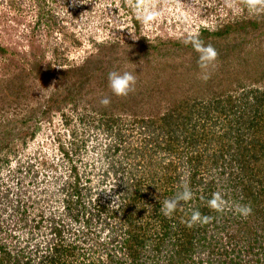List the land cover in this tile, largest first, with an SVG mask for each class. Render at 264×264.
Masks as SVG:
<instances>
[{
    "label": "rangeland",
    "instance_id": "1",
    "mask_svg": "<svg viewBox=\"0 0 264 264\" xmlns=\"http://www.w3.org/2000/svg\"><path fill=\"white\" fill-rule=\"evenodd\" d=\"M122 1L81 0L82 4L72 6V0H0V47L4 48L0 51V97L4 101V106L0 108V137L9 134L12 139L9 147L0 150V243L12 250L16 257L29 253L36 257L34 251L37 244L41 254H48L51 250L47 247L61 240L64 247L79 246L76 261L81 260L82 251L94 255L95 260L103 257L107 260V248L110 246V252H114L112 256L121 259V264L159 262L156 261L159 253H152V248L156 243L154 234L162 232L158 216L162 204L156 208L155 202L163 203L166 197L163 196L164 190L155 188V180L150 175L157 177L159 170H165L162 166L170 159H167L164 150L151 148L152 155L149 151L146 155L149 164L142 163L146 165L143 168L147 175L154 180L149 186L146 181L145 185H141L142 192H146L147 196H141L137 201L133 197L125 200L127 202L123 205L124 208L116 212V217L110 214L107 218L106 213L90 217L94 213L92 201L97 200L98 196L103 195L102 199L112 196V204L116 209H119L118 205L123 201L124 188L120 185L122 178L110 170L109 164L122 158L125 165L123 168L129 171L125 174L127 178L131 167L138 164L136 149H140L146 141L145 147H153L156 142H162L156 134L163 133L159 128L155 131L147 128L145 122L144 125L131 122L130 119L136 117V114L122 113L119 105L114 107L115 112L112 110L113 113L106 117L94 109L95 106H102L100 99L107 96L104 93L109 90V95L111 92L107 72H95L94 69L89 74L90 86L84 85V88L79 89L68 79L71 72H66L69 74L61 78V69L67 71L70 67H78L89 55L96 53L99 45L106 43L107 47L112 48L107 54L104 53L105 59L107 60V56H117L119 69L124 68L125 62L128 70L137 77L135 87L139 90L145 86L152 87L151 82L153 83L152 75L147 74L144 69H136L137 62L146 63L144 59L147 55L144 52L147 47H150L151 53H154L156 47H161L164 51L176 47L178 50L174 60L166 58L169 66L162 72V79L167 87L163 96L165 99L169 95L174 99H180L185 94L208 96L205 93L207 90L213 91L214 88L221 91L231 87L229 82L239 74L240 70L235 71L239 63L231 58L234 45L241 47L242 41H248L249 47H264V34L261 35L259 27L253 28V31L249 29L247 35L235 33L229 39L216 37L215 42L209 37L206 41L213 46L232 48L222 51L215 69L211 71L210 79L204 81L201 79L203 72L197 63L198 54L191 45L182 43V40L189 34L200 35L203 27L214 31L220 24L233 19H260L264 13H250L240 0L235 10L226 7L224 0H174L156 22L146 26L137 20L133 26L135 11L129 3L128 9L122 7ZM141 38L145 40L142 41ZM113 41L118 44H112L115 43ZM119 47H128L130 52L119 50ZM151 58L152 55L148 57L149 60ZM36 61L41 62L45 71H48L47 65L50 63L53 66L51 75L37 71L41 64ZM177 62L176 74L173 68ZM99 64L105 65L106 62L103 60ZM245 73L243 70L240 76ZM260 75L259 70H256L249 77ZM249 79L252 78L246 81ZM62 86L65 88L61 92L59 87ZM67 93L68 99L64 100ZM143 93L147 99L144 101L147 102L150 93ZM52 97L60 103L49 109L47 107L53 100L50 103L48 100ZM164 105L166 104L155 108L146 104L135 107L133 111L148 119L147 115L151 112L156 114L159 109L161 112L165 111ZM216 113L212 111L209 118L200 121L205 122L204 128L211 135L215 129L226 130L236 119L232 113L228 116ZM155 118L156 116L152 125L160 126L161 121L155 122L158 117ZM113 119L119 120L123 125L122 131L127 136L125 144L134 146L131 154L130 151L123 150L115 154L109 151L116 141L107 129L108 122L113 126ZM194 121H199V118L195 117ZM197 126L202 129L200 125ZM246 127L247 125H242L241 130ZM116 128L115 126L112 130ZM247 129L249 131L250 128ZM252 129H256V126ZM152 135L154 140H151ZM210 138L208 135L207 139ZM3 142L4 139L0 138V145ZM198 147H201L204 157L217 149L207 142L197 144L196 149ZM206 147L207 150L204 151ZM187 150L189 148H184L179 151V155L174 153L170 156L181 168L186 166ZM204 159L200 166V176L209 177L219 168L206 166L207 160ZM105 173L109 179L105 178ZM215 175L218 177L217 173ZM137 176L140 175L135 177ZM21 177L25 180H21ZM220 180L219 185H222L227 179ZM106 185L111 186V191L104 195L102 189ZM230 191L232 188L227 186L221 192L229 194ZM156 193L158 198H155ZM230 203L234 204L233 201ZM129 214L135 216V224L152 223L150 228L134 229L135 233L147 240L145 246L139 248L136 260L134 257H127L128 248L125 250L120 244L115 245L121 238L114 243H105L115 234V230L119 234L121 231L125 232L129 226ZM88 218L90 221H87ZM106 222L110 225H106ZM112 225L117 227L113 226V234L109 231ZM227 240L225 235L224 243ZM162 252L166 254L168 251L163 248ZM206 256L203 255L204 258ZM34 259L36 263L39 262L37 257ZM122 260H126V263Z\"/></svg>",
    "mask_w": 264,
    "mask_h": 264
},
{
    "label": "trees",
    "instance_id": "2",
    "mask_svg": "<svg viewBox=\"0 0 264 264\" xmlns=\"http://www.w3.org/2000/svg\"><path fill=\"white\" fill-rule=\"evenodd\" d=\"M133 21L137 22V18H134V16ZM258 27L261 35H263L264 15L260 19L256 17L242 20L233 19L225 24H220L214 31L208 29L209 27H203L201 28L199 38L207 43L206 40L212 37L211 40L215 42L217 38L229 39L235 33L247 35L249 29L253 31V28L257 29ZM141 40L144 41L145 38H141ZM107 46L106 43L99 45L100 48L96 53L89 55L78 67H70L67 71L61 69V78L69 74L66 72H71L68 79L73 83L72 85H76L79 89H82L84 85L90 86L89 82L91 78L89 74L94 69L95 72L101 70L105 74L110 71H129L125 62L124 66L121 65L124 68H117V56H107V60L105 59L104 53L107 54L112 48ZM109 46L112 45L109 44ZM214 47L219 53L218 58H220L223 50L232 48H221L220 45ZM128 49V47H119V50L130 52ZM1 50L3 51L4 48L0 47ZM168 50L164 51L163 48L156 47L154 53H151L150 47H147V50L144 52L147 55L144 59L146 63L143 61L137 62L136 69H144L147 74L153 76L152 87L145 86L139 90L138 87H135V91L127 97H117L112 92L108 95L107 92L109 90H107L104 94L110 97V105L107 107L95 106L94 108L100 115L106 117L110 113H113L111 111H114L115 106L119 105L122 113L131 112L136 114V117L130 119L131 122L139 123V125H144L145 122L147 128H152L154 131L159 128V131L163 134H156V137H160L162 141L156 142V147L155 145L153 147H145L147 145L146 141L140 149L139 147L136 149L138 164H135V167H131L127 178L125 174L129 171L123 168L125 165L122 158L116 159L113 163L109 164L110 170L115 175L119 174V177L122 178L121 185L124 188L122 192L123 201L121 200V203L118 205L119 209H114L115 207H110L108 203H104L103 199L98 198L93 203L92 211L94 213L90 218H93V215L101 216L103 213H106L107 218H109L110 214L116 217V212L124 208L123 205L127 202H124L125 200L133 197L137 201L141 196H147V193L142 192L141 188V185H145V181L149 186L155 180V188L157 190H164L162 191L163 196L167 199L175 196L181 190V182L183 180L189 184L193 192V198L183 203V206L178 208L170 217L165 216L162 212L159 213L162 232L158 231V233L154 234L156 243L152 248V253H155V251L159 253L156 255V261H159L157 264H264V88H262L264 85V47H261V45L259 47H249L248 41H242L241 47L234 45L231 58L236 59L239 63L235 71L239 72L240 70L243 73V70H245L246 73L240 76L239 72L235 79L229 82L231 87L228 86V88L226 87L221 91L213 88V91L207 90L205 92L208 93V96L185 94L180 99H174L171 95L165 99L166 97L163 96L167 87L162 79V75L164 74L162 72H165L164 70L169 66L167 60H174L177 54L176 50L178 49L172 47ZM150 55H152V58L149 60L148 57ZM103 60L106 64L98 65ZM37 63L41 64V62ZM178 63H174L176 65L173 68L174 73L177 72ZM47 66L49 68L48 71L42 69V64L41 68L37 67V71H44L51 75L53 66L50 63ZM256 70H259L261 75L259 77H249ZM52 72L54 73V71ZM248 78L252 79L246 81ZM168 85L172 86L171 83H168ZM62 87H59L61 92L65 86ZM143 91L150 93L148 95L150 99L147 102L144 101L146 98H144L145 94ZM67 95L68 93L65 94L64 100L68 99ZM51 100H53V103H50ZM56 100L53 97L50 98L48 100L50 104L47 108L51 109L60 103H57ZM163 103L166 104L164 105L166 107L165 111L161 112L159 109L156 114L151 112L147 115L149 116L148 119L144 115L139 116L133 111L135 107H143L146 104H149L151 107L160 108ZM1 106H4V101L0 97V108H2ZM212 111L218 112L216 115L219 116L224 114L228 116L232 113L236 117L234 124L229 125L226 130L215 129L211 135L204 128L205 122L200 123V121L209 118ZM155 116L156 118L158 117V119L155 118V122L157 120L161 121L160 126L152 125ZM195 117H198L199 121H194ZM113 123V126H110L109 122L107 123L109 134L115 137L116 140L115 144L109 148V151H113L115 154L123 150L130 151L131 154L134 151V146L131 144L127 146L125 144L127 136L122 131L123 127L121 126L123 125L116 119H113ZM252 124L256 126V129H252L254 127ZM197 125H200L202 129H199L200 127L198 128ZM242 125H247V127L241 130ZM115 126L117 128L112 130ZM247 128H250L249 131ZM208 135L211 137L210 139H207ZM0 138L4 139V142L0 145V150L10 146L12 139H10L9 134L8 136L6 134L5 136L2 135ZM151 140H154L153 135ZM202 142L210 143L212 148L217 149L208 157H204L202 155L203 151L200 149L201 147L196 149L197 144ZM151 148L164 150L167 153V159H170L169 162H166L162 166L165 167V170H159L158 172L160 173L157 172V177L153 174L150 175L154 180L147 175L146 165H142V163L149 164L146 155L148 151L150 152ZM180 148H189V150L185 151L188 158L184 168H181L179 163L174 162V159L170 158L174 153L179 155V151L182 150ZM205 150H207V147ZM150 154L152 155V152ZM126 156H128L127 153ZM204 158L207 160L205 162L206 166L219 168L217 172H213L209 177L200 176V166L205 160ZM216 173L218 177L215 175ZM105 174V178H109L107 173ZM136 175L140 176L135 177ZM220 179L227 180L223 181L222 185H219ZM227 186L228 188H232V191L229 194L222 193V188ZM76 187L77 192L80 194L77 184ZM215 190H219L223 194L224 199L229 203L233 201V203L250 204L252 214L247 218L236 214L231 210V203L229 204V208H226L223 213H217L209 209L207 202ZM156 194L155 198L159 196ZM159 204L162 203L156 201L155 207L157 208ZM112 206L115 205L113 204ZM194 210H199L202 215L213 217L212 221L207 224L197 223L192 227H188L187 223L190 221ZM138 217L140 218L141 216L138 215ZM87 221H90L89 218ZM127 221L129 226L126 227L125 232L121 231L122 233L119 234L115 230V234L109 238L110 242L106 241L105 243H114L121 238L115 245L120 244L121 248L125 250L128 248L127 257H134L136 260L135 257L138 255L139 248L145 246L147 240L145 237L140 236L139 233H135L134 229H147L150 228L149 225L152 223L149 221L144 224H135L136 220L133 214L127 216ZM105 224L110 225L109 222ZM113 226L109 230L111 234H113L114 227H116ZM120 228L122 229L123 227ZM225 235L228 238L226 243L223 241ZM78 247V245L64 247L63 243L57 241L47 247L48 250H51L50 253L41 254V249L39 244H37L34 254L37 255L36 257L39 262L36 263L34 259L36 257H32V254L29 253L20 258L16 257L12 250L10 251L7 246L0 243V264H121V259L119 260L112 256L114 252H110V246L107 248V260H104V257L95 260L94 255L90 253L86 254L82 251V255L80 254L81 260L76 261L79 256ZM163 248H166L168 251L166 254L162 252ZM203 255L207 256L204 258ZM197 257L199 260H195ZM64 258H67V261H64ZM245 258L246 262L244 263ZM33 260L35 262H32ZM122 261L126 263V260Z\"/></svg>",
    "mask_w": 264,
    "mask_h": 264
},
{
    "label": "clouds",
    "instance_id": "3",
    "mask_svg": "<svg viewBox=\"0 0 264 264\" xmlns=\"http://www.w3.org/2000/svg\"><path fill=\"white\" fill-rule=\"evenodd\" d=\"M240 2H242L249 12L254 15L264 13V0H240ZM128 3L135 11L136 16L134 15V18L136 17L141 24L147 26L151 25L160 17H162L164 12L167 10L168 5L174 3V0H123L121 5L122 7L128 9L130 7ZM237 3L238 0H224L225 6L234 10L237 8ZM77 4H82L81 0H72V6H76ZM133 26H135V22ZM182 43L185 45H191L194 51L198 54L197 63L203 72L201 79L204 81L210 79L211 71L215 69L216 61L219 55L216 48L211 43H206L200 39L198 34H189L182 40ZM107 79L111 92L117 97H127L130 93L135 91L137 77L130 71H110L108 73ZM110 103L111 99L108 96L100 99V104L104 107L109 106ZM104 180L105 179H103V181ZM102 191L104 192V195H106L111 191V186L106 185ZM102 197L98 196L97 198L102 199ZM111 197L112 196H110L108 199H103V201L105 204L108 203L110 207L114 208L116 206H112L113 199ZM192 198L193 192L189 184L182 180L181 190L178 191L175 196L167 198L163 201L161 212L165 216L170 217L178 208L183 206V203L192 200ZM93 203H95V199ZM207 206L209 209L217 213H223L226 208H229V202L224 199V196L220 191H216L208 200ZM231 210L244 218H247L252 214V207L250 204L234 203L231 205ZM212 219L213 217L202 215L199 210H194L191 214L190 221L187 223V226L192 227L197 223L207 224L211 222Z\"/></svg>",
    "mask_w": 264,
    "mask_h": 264
},
{
    "label": "flooded vegetation",
    "instance_id": "4",
    "mask_svg": "<svg viewBox=\"0 0 264 264\" xmlns=\"http://www.w3.org/2000/svg\"><path fill=\"white\" fill-rule=\"evenodd\" d=\"M21 180L24 181L25 179H24L23 177H21ZM59 239H61V237H60ZM59 242L63 243V241H61V240H60ZM67 246H68V245H67Z\"/></svg>",
    "mask_w": 264,
    "mask_h": 264
}]
</instances>
